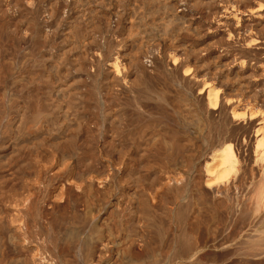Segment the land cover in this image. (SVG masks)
Instances as JSON below:
<instances>
[{
	"label": "rangeland",
	"instance_id": "374dc122",
	"mask_svg": "<svg viewBox=\"0 0 264 264\" xmlns=\"http://www.w3.org/2000/svg\"><path fill=\"white\" fill-rule=\"evenodd\" d=\"M24 1L27 2V0H20V5L23 6V9L25 8L22 13L23 22L21 25L23 28L29 23V20L32 18V13L38 20L41 18L39 23H42V20L46 19L49 24V27L43 29L42 34L46 36L45 42L47 46L42 54L44 55V59L42 60L43 66L36 68L43 69L51 78L54 77L53 79H55L57 63H60L61 59H63L66 54L68 55L67 63H72L76 56H81L85 59L87 53L91 55L93 53H96V55L98 54L100 57L94 55L96 56L95 61L98 69L95 72L96 77L94 81L91 82V79L84 74L79 79H82V81H85L87 84H95L94 87L100 86L102 83L109 84L111 87L116 86L114 89L118 93L120 99L123 97L121 99L123 101L121 102H124L123 109H125L128 116V126L126 127L127 129L124 135L129 132V137L124 136V138L127 140L126 142L129 141L127 145H130L132 156L137 155L136 146L140 144V141H149L146 142L149 148L145 158L138 161L139 163L136 159L128 160V162L130 161L131 165H135V168L145 166L143 171H141L142 174H147L150 171L154 172L158 175L159 183H163V185H160L158 182H155L158 184H154V186H156L155 189L158 186L162 187V199L160 206L159 203H157L156 208H154L155 214L149 224L150 226L151 223H154L155 227H153V225L150 227L155 231L158 230L155 236L157 242L153 243V251H155L156 257L158 258V256L165 255V257L160 258H167L166 261H168L169 258H176V260L178 259L176 261L177 264H222L223 262H226L225 264H251V262L252 264H264V198H250L240 194L238 190L228 195L227 190L229 186H227V184L220 186V184L215 182L210 183L208 179H206L205 173V163L209 161L210 155L213 153L212 151L221 148L225 144V139L228 140L230 138L236 141L233 147L236 149V153L242 161L251 160L252 162V159H254V164H260L259 160L251 154L255 140L253 132L247 134V130L243 127H236L233 130H229L226 123L229 113L239 110L244 113L252 111L253 114L264 116V0H109V2L107 0H33L34 5L32 9L29 7L27 8V3L25 4ZM56 1L60 4L61 1L64 3L62 8L57 10L54 19H49L47 16L40 17V13L36 12L41 11L42 8L49 7V5H53ZM14 13L15 11L13 9H9L6 15L12 17ZM77 28L80 30H77ZM88 28L90 30H88ZM72 29H74V32L71 31ZM51 35L52 38H50ZM93 38L95 39V44L91 45L90 43ZM74 47L77 49L69 53V50L74 49ZM39 55L41 54L39 53ZM113 57H116L115 60ZM90 58L87 57V62H90ZM111 61L113 63L115 61V63L118 64L119 73L121 72V67L123 68L122 73H118L119 77L116 73L110 71L112 70V65H114H111ZM54 67L55 69H52ZM25 72L27 73V71H24L22 73L23 76L26 75L24 74ZM90 72L94 73L91 70ZM22 75L21 77H23ZM123 75H125V77ZM120 76H122L123 79ZM125 78L127 82L124 81ZM75 80H77V78L70 76L65 82L73 83ZM55 82L56 80H53V83ZM132 84H135L133 90L137 87L135 89L136 94L133 93L135 90H132ZM148 85L151 86V89ZM207 87L214 88L218 93V105L215 110L209 108L207 105L205 93ZM125 89L129 90L124 91ZM126 96H130V98ZM131 98L133 100H131ZM100 105L101 110L99 112L101 113L103 105L102 103ZM129 108H132V111ZM142 110L145 111L142 112ZM213 112L216 114L213 115ZM218 113L224 114L218 116ZM61 116H63V114L58 117V122H61L58 124L59 126L57 125L54 128L55 130L50 129L48 131V128H44L30 135H21V137L17 135L18 130H16V127L18 123L15 122V124H12L13 134L11 133L10 138L5 140L6 143H4V146L2 148L0 147V162L2 163H0V192L3 190L12 194H21L27 191L26 188H29L28 191L30 192L35 189L37 196L36 204H39H37L38 209L45 205L44 203L48 200L47 195L52 197L56 195L60 180L53 175L52 171H48L51 169L50 165L52 166L53 164V166L56 167L59 158L54 160L56 162L50 160L48 164L41 160L39 157L40 155H38L39 159L35 158L37 156H32L33 152L29 149L25 150H28L26 153L21 152L22 155L16 151L21 144H28L27 141L30 143L35 142L37 146L39 144L37 150L40 151V148L41 150L43 149L40 145L41 142L48 140V142H54L56 138L61 137V135L68 130L66 122H69V120H66L67 116ZM103 117V114H101V121ZM164 119L167 120L164 121ZM103 123L104 122H101L99 126L101 130L98 128L97 137L94 140L95 151L98 153L100 150L101 153L112 147L110 151L113 153V151L118 149V147L120 148V146L116 140L114 143L112 142V138L110 139L108 135H105L104 130L107 124ZM58 127L60 128L58 129ZM63 128L65 131L62 130ZM44 130H47L51 136ZM42 131H44L45 134ZM130 132L135 134L133 135L134 137L130 135ZM172 135L175 136L174 142H169L172 140ZM30 137L34 139H30ZM137 139L140 141L135 142L138 141ZM175 141L178 142L175 143ZM13 143L18 144L15 145ZM170 143H175L173 144L174 147H172ZM157 144L158 146L160 145V148L156 147ZM164 144L168 147L166 148ZM161 148H164V152ZM172 149L173 151H170ZM169 151L171 154L174 153L178 158L180 157L179 160L177 161L176 159L178 158L175 156V159L173 155L168 159L167 157L170 153L167 152ZM182 151H184V154ZM11 152L15 153L12 154ZM161 152H163V154ZM164 154L166 156H164ZM163 156L164 158H162ZM32 157L38 162L34 161ZM165 157L169 161L165 159ZM20 161H25L29 164H27V167L23 166L21 170H19L16 164ZM101 161L103 162L104 159ZM3 162L4 164L6 163V166ZM158 162H161V165ZM2 165L5 166L6 169L5 167L2 168ZM34 167H38V169L36 168L35 170ZM17 171H19V173H17ZM262 171H264V168ZM32 173H34V175ZM49 173L50 175L48 177ZM37 174H40V176ZM32 178H34V181ZM36 178L39 179L37 180ZM161 179L163 180L162 182ZM167 180H170V184ZM31 181L32 183L34 182L32 185L29 183ZM24 182H26V184ZM34 184L37 188H35L36 186H34ZM213 184L219 186L213 187ZM233 185L235 184H232V186ZM258 185L264 188V183H259ZM20 186L22 188H20ZM44 187L45 189L43 190ZM17 189H19V191ZM20 189L23 190L20 191ZM133 191L130 187L124 188V192L128 193L130 196L133 195ZM39 195H41V197ZM114 195L113 199L110 201V205L105 207L106 210L103 216V222L106 228L110 221V224H112L109 225V228L107 227L106 232L112 234L115 239H121L126 236L122 228H125L127 225L126 223L129 221L130 214L128 215V213H130V211L126 210L124 212L125 214L123 213L124 216L122 215L120 220H116V214L113 212L115 211L114 205L117 195ZM169 198L172 199L173 202H171ZM0 201V206L3 207L5 199L1 198ZM178 207L181 209H178ZM177 209L181 212H178ZM15 212L13 213L14 217H16L15 214L19 216V214ZM72 213L73 214L70 216H66L68 220L56 214L52 215L51 221H53L51 224L54 230L50 232L48 240L50 242L48 243L47 241L46 244L44 243L43 245L46 247L49 246L51 248L49 249L53 252L59 248L60 243H63L62 241H67L71 246V252L66 256L64 255L65 258L61 257V261L59 258H56L53 260L52 264H57L58 262L59 264L61 262H63L61 264H64L65 261V264H86L90 259H93L95 262L98 260L96 257L92 258L93 241L88 239V243L85 236L79 237V230L85 225H88L86 223L88 221H85V219L79 215L80 212L79 214L76 212L78 215L75 211ZM8 214H12V211H8ZM33 214L35 215L34 211ZM22 215L21 213L20 216ZM185 215H190V222L195 227H200L198 230L199 232L194 230L191 237L186 236V232H184L186 229L183 220L186 218L184 217ZM107 216L109 217L107 218ZM177 216H181L179 222L177 221ZM106 220L108 225H106ZM135 220L134 223L138 228V220L136 218ZM205 227H207L206 230L208 231L205 230ZM112 228L115 231L116 237L113 234L114 231ZM116 232L118 234H116ZM107 233L105 234L108 235ZM189 238L190 241H194V243L189 242ZM195 239L198 241V248L196 249L194 248L196 243ZM204 239L207 240L205 241V247L202 245ZM166 240L169 242H166ZM184 240L186 244H183ZM72 243L74 246H72ZM190 243L191 245L193 244L191 248L189 247L191 246ZM53 245L55 246L52 247ZM215 245H217L218 248ZM222 248H225V250ZM112 258V255H108L103 258L102 262L99 261L96 264L109 262ZM198 259H202L200 260L201 262Z\"/></svg>",
	"mask_w": 264,
	"mask_h": 264
},
{
	"label": "bare ground",
	"instance_id": "6f19581e",
	"mask_svg": "<svg viewBox=\"0 0 264 264\" xmlns=\"http://www.w3.org/2000/svg\"><path fill=\"white\" fill-rule=\"evenodd\" d=\"M107 1L109 2V0H107ZM26 3H27L26 7L27 8L29 7L30 9H32V7L34 5L33 0H27V2H25V4ZM63 3L64 2L61 1V4H60L56 1L53 5H49V7L42 8L41 11H36V12L40 13V15H39L40 17L47 16V17H49V19H54L55 15L57 13V10L62 8ZM9 9H13L15 11L14 16L8 17L6 15V12ZM24 9H23V6L20 5V0H0V147L2 148L4 146V143H6L5 140L10 138L11 133L13 131V125L12 124L13 123L15 124V122L18 123L17 127L15 125L14 126L16 127V130H18L17 135L20 137H21V135L33 134L37 131L43 130L44 128H48V131L50 129L55 130L54 128L61 122L60 118H59L60 122H58V117L62 114H63V116L64 115L67 116L66 120H69V122H68L69 124L65 121L66 124L68 125V130L65 133H63V135H61V137L56 138L57 139V140L55 139L56 141L54 140V142L53 141L48 142L49 141L48 140V141L41 142L40 145L43 147L42 150L40 148L41 152L37 150L39 144L37 146L35 142L30 143L29 141L25 140L28 142V144H24V145L21 144L20 145V143H22V142L19 143L20 146L18 147L16 152L20 153V155H22L21 152L26 153L28 150L27 151H25V150L29 149L30 151L33 152L32 156H37L35 158L39 159L38 155H40L39 157L45 163H48L50 160H53V161L57 160L59 158V160L57 161L56 167H54L53 164H52V166L50 165L51 169L48 172L52 171L53 175L60 180V183L58 185L59 187H58V192L56 191V195H53V197L50 195L49 196L47 195L48 200L44 203L45 204L44 206L39 207L40 209H38V207H37L38 203L36 204L37 196L35 193V189H34V191L30 192V191H28L29 188H26L28 192L26 191V192L21 193V194H18V193L15 194L14 193L15 195L12 193H9L7 191L5 192L3 190L0 192V194H1L0 199L1 198L5 199L4 204L2 203L3 207L0 206V264H52L53 260L56 258H59V259L61 257L65 258L64 255L66 256L69 252H71V246L69 243H67V241H62L63 243H60L59 248L55 252L51 251L50 250L51 248L48 245H47L48 247H46L43 244L44 243L46 244V242L49 240L50 232L52 230H54V228L51 224V222L53 221V220L51 221L52 215L56 214L60 217H65L64 219H67L66 216L68 217L71 214H73L72 213L73 211H75V213L78 212V214L80 212L79 215H81L85 219V221L86 220L88 221V222H86L88 225L84 224L85 225V226L83 225L84 227L80 226V227H82V229L79 230V237L85 236V238L87 240L89 239V240L93 241V246H92L93 257L92 258L96 257L98 259L96 262L93 259H90L87 261L86 264H96L99 261L102 262L103 258L107 257L108 255L113 256L112 260L109 262H105L103 264H177L176 261L178 259L176 260V258L175 259L169 258L168 261H166L167 258H165V259L160 258V257H165V255H162L160 257L157 255L158 256V258H157L155 251H153V243L157 242L155 239V236H156V234H157L156 232L158 230L155 231L154 229H152L150 227L151 225H153V227H155L154 223L153 224L151 223L150 226H149V224L152 221L154 214H155L154 208H156L157 203H159V206H160V202L162 199L161 198L162 187L158 186L159 188L157 187L155 189L156 186H154V184H158L160 182L158 175L154 172H151V171L148 173L146 172L147 174H142L141 171H143V168L145 166L141 167V168H139V167L135 168V165H131L130 161L128 162V160H131V159H134V160L136 159V161L138 162V161H141L145 158V156L147 155V150L149 148L148 144L146 143L148 140L146 139L147 141L145 142L144 140L140 141L139 139H137L138 141H135V142L140 141V144H138V146L139 145H141V146H139V148H138V146H136L137 155L132 156L131 148L129 147L130 145L129 146L127 145V144H129L128 143L129 141L126 142L127 140H125V138H124V136L129 137L128 136L129 132L126 135H124L125 131L127 129L126 127L128 126V124H127L128 123V116H127V112L125 111V109H123L124 108L123 107L124 102H121V101H123V100H121L123 97H121V99H120L118 97V93L114 89L116 86L111 87L108 84L110 86L109 87L106 83H102L100 86L94 87L95 84H92V83L87 84L85 81H82V79H79L84 74L89 79H91V82L94 81V79L96 77L95 72H96V70H98L97 64L95 61V57L98 54L96 55V53L95 54L93 53L91 55L90 53H87L85 59L82 58L81 56H76V58L73 59L72 63H67L68 55L65 53L66 55L64 56L63 59H61V62L57 63L56 69H55V67L52 68V69H55L56 78L55 79H53L54 77L51 78V76L48 73H46L43 69L36 68V67L43 66L42 60L44 59V55H42V54L45 51L47 46H46V42H45L46 36H43L42 34H43V29L49 27L48 21L46 19L45 20L43 19L42 20L43 22L39 23L40 22L39 20L41 18L38 16L40 18L38 20L35 17V15L32 13V16H31L32 18L29 20V23H27V26L24 25L26 27L23 28L21 24L23 22L22 13L24 12ZM28 17H30V16H28ZM56 22H58V21H56ZM74 29H72L71 31L74 32ZM77 30H80V29L77 28ZM88 30H90V29L88 28ZM79 32H78V35H79ZM108 32H109V30H108ZM67 33H68V31H67ZM50 38H52V35L50 36ZM70 38H72V37H70ZM90 44L91 45L95 44L94 38L91 40ZM50 47H51V45H50ZM86 47H87V45H86ZM76 49L77 48L74 47V49L69 50V53H71L72 51H74ZM50 51H51V49H50ZM21 53H22V55H21ZM39 53L41 55H39ZM80 53H81V51H80ZM94 55H96V56H94ZM87 57H89V58L91 57L90 62H87ZM128 57H130V56H128ZM115 58H114V60H115ZM88 61H89V59H88ZM112 64H114V65H112ZM125 64H126V62H125ZM44 65H46V64H44ZM111 65H112V70H110V71H113L119 77V75H118V73H119L118 64L115 63V61H114V63L112 62ZM48 69H49V67H48ZM48 69H47V72H48ZM122 69L123 68L121 67L120 73H122V71H123ZM90 70L93 71L94 73L90 72ZM24 71H27V73L26 72L24 73V74H26L25 75L26 77L22 75V73ZM187 73H189V72H187ZM21 75L23 77H21ZM70 76L77 78V80H75L73 83L67 82L68 83L67 84L65 81ZM123 76L125 77V75H123ZM120 77H122V76H120ZM122 79H123V77H122ZM122 79H121V81H122ZM53 80H56V82L53 83ZM124 81L127 82L126 78L124 79ZM134 86H135V84L131 85L132 90H133ZM149 86L150 85H148V87ZM121 88L124 89L123 87H121ZM136 88H134V90ZM150 89H151V86H150ZM117 90H120V89H117ZM126 90L127 89H125L124 91H126ZM135 92H136V90L133 93H135ZM205 93H206V101H207L208 107L215 110V108L218 105V99H219L217 91L212 87H207ZM126 97L130 98V96H126ZM135 97H133V98H135ZM165 97H166V95H165ZM166 99H167V97H166ZM131 100H133V99L131 98ZM140 100H142V99H140ZM168 101H169V99H168ZM101 103H102L103 107H102V111L100 113L99 111L101 110V107H100ZM133 103H134V101H133ZM129 105H130V103H129ZM158 107H160V106H158ZM132 108H129V109H131V111H132ZM143 109H144V107H143ZM186 109H188V108H186ZM143 111H145V110H142V112ZM142 112H140V113H142ZM101 114H103V116H104L102 121L100 119ZM248 115H249V118L251 117V119L254 116L252 111ZM63 116H61V117H63ZM232 116L234 119H237V121H238V119L244 118L245 113L241 114V113H236V111H235V112H232ZM141 118H142V116H141ZM165 120H167V119H164V121ZM101 122H104L103 124H107L105 127V130H104L105 135H108L110 137V139L112 138V142H114L116 140L119 143L120 148L119 147H118V149L115 148L116 150H114L113 153L110 151V149L112 147L109 150L107 149V151L105 150V152H101V153H100L99 149H98L99 150L98 153L95 151V146H94L95 141L94 140L97 137V131H98V128H99ZM156 122H160V121H156ZM135 124H136V122H135ZM137 124H139V123H137ZM145 125H147V124H145ZM60 127H58V129ZM64 128L62 129L63 131H65ZM44 131H42V132L44 133ZM54 133H56V132H54ZM54 133H52V134H54ZM141 133H142V131H141ZM166 133H167V131H166ZM48 135L51 136V134L49 132H48ZM130 135L132 137H134L133 135H135V134H132L130 132ZM58 136H60V135H58ZM172 136H173V137H171L172 140H170L169 142H171V141L174 142L175 136L174 135H172ZM253 137L255 139L254 140V152L253 153L255 154V157L257 158V160H259V162H261L264 165V127H261V128L259 127L258 129L256 128V130L253 132ZM32 138L33 137H30V139H32ZM171 138H168V139H171ZM135 139H136V137H135ZM176 140H177V138H176ZM16 141H18V140H16ZM154 142H156V141H154ZM177 142L178 141H175V143H177ZM141 143H143V144H141ZM175 143H173V144H175ZM13 144H15V143H13ZM17 144H15V145H17ZM149 144H151V143H149ZM158 144L156 145L157 148L160 146V145L158 146ZM173 144H171L172 147H174ZM131 145H133V144H131ZM162 145H163V143H162ZM101 146H103V145H101ZM233 146L230 144H226V145H223L221 148H219V149L217 148V150L212 151L213 153L210 155L209 161L205 163L206 175L208 177H212L211 179L210 178L209 179L210 180L213 179V181L217 184L224 183L225 180H227L230 176L234 175L237 172L239 157L235 152L236 149L235 150L233 149ZM165 147H166V145H165ZM132 148H133V146H132ZM136 148H134V149H136ZM102 149H104V148H102ZM168 150H169V148H168ZM159 151H161V150H159ZM162 151L164 152V148L162 149ZM170 151H173V149ZM170 151L167 153H170ZM174 151H176V150H174ZM163 152H161V153L163 154ZM183 152L184 151H182V153ZM8 153H9V151H8ZM13 153H15V152H13ZM155 155H156V153H155ZM155 155H153V156H155ZM171 155H173V157L176 159L177 156L174 153L173 154L170 153L169 156L167 155L168 156L167 158L170 159ZM164 156H166V155L164 154ZM164 156L162 158H164ZM180 156H183V155H180ZM60 157H61V159H60ZM25 158H27V157H25ZM32 158L34 159V157H32ZM167 158L165 157V159H167ZM179 158L176 160L178 161ZM102 159H104V161H103L104 163L101 161ZM171 159H173V158H171ZM34 161H37V160L34 159ZM54 162H56V161H54ZM39 163H40V161H39ZM158 163H160V165H161V162H158ZM3 164H4V162H3ZM27 164H29V163L25 162V161H20L18 164H16V167L19 170H21V168L23 166L27 167ZM166 164H168V163H166ZM182 165H184V164H182ZM5 166L2 165V168ZM7 168H8V166H7ZM36 168L38 169V167H36ZM36 168H35V170H36ZM146 168H148V167H146ZM5 169H6V167H5ZM28 171H30V170H28ZM17 173H19V171H17ZM26 174H27V171H26ZM32 174L34 175V173H32ZM32 174H31V176H32ZM169 174H170V172H169ZM18 175H20V174H18ZM37 175L40 176V174H37ZM49 175H50V173L48 174V177H49ZM54 176H53V178H54ZM35 177H37V176H35ZM48 177H47V180H48ZM173 178H174V176H173ZM20 179H21V177H20ZM33 179L34 178H32V180ZM210 180H208V181H210ZM162 181L163 180L161 179V182ZM167 181H168V183L170 182V180H167ZM26 182H27V180H26ZM26 182H24V183L26 184ZM155 182H158V183H155ZM29 183L32 185L34 182L32 183V181H31ZM38 183H36V184H38ZM22 184H23V182H22ZM159 184L163 185V183L162 184L159 183ZM165 185H167V184H165ZM7 186H9V185H7ZM34 186H36V185L34 184ZM126 187L132 188V191L134 190L133 191L134 193L132 196H130V195H128V193L124 192V188H126ZM20 188H22V187L20 186ZM35 188H37V186ZM55 188H56V186H55ZM38 189H39V187H38ZM44 189H45V187L43 188V190ZM153 189H155V190H153ZM17 190L19 191V189H17ZM22 190L23 189H20V191H22ZM36 192H37V189H36ZM113 195L114 196L117 195L116 196L117 197L116 203L114 205L115 211L113 212L116 214V220H120V218H122V215L124 216V214H125L124 212L126 210L130 211V213H128V215L130 214L129 215L130 216L129 221H128V223L125 222L127 225L125 228H122V230H124V233L126 236H124V238H121V239H115L112 236V234L106 232L107 227L109 228L110 227L109 225L112 224V223L110 224V221H109V225H108L107 220L105 221L107 223V224L106 223L105 224L108 225V226H106V228H105V225L103 222L104 221L103 216H104L105 210H106L105 207L110 205V201L113 199ZM39 196L41 197V195H39ZM163 198H164V196H163ZM167 198H168V196H167ZM194 198H195V196H194ZM170 200H171V202H173L172 199H170ZM191 200H192V198H191ZM38 201H39V199H38ZM175 202H177V201H175ZM179 207H178V209H181ZM8 211H12V214L9 215ZM33 211L35 212L36 216L33 214ZM179 211L180 210H178V212ZM14 212L18 213L19 216H17V214H15L16 217H14V214H13ZM21 213L23 214L22 216H20ZM195 214H196V212H195ZM128 215H126V216H128ZM197 216H198V214H197ZM207 216H208V214H207ZM75 217H76V215H75ZM82 217H81V219H82ZM108 217L109 216H107V218ZM184 217H186L183 219L184 224L186 225V227L184 226L186 228L185 229L186 231L184 229L183 230H184V232H186V236L191 237L194 230L199 232L198 230L200 227L199 228L195 227L190 222V220H191L190 215H187V216L185 215ZM204 217H206V216H204ZM71 218H73V217H71ZM124 218H126V217H124ZM135 218L138 220V228H137L136 224L134 223V221H136ZM73 219H76V218H73ZM77 219H78V217H77ZM58 220H56V221H58ZM180 220H181V216H177V221L179 222ZM35 222H37V223H35ZM165 222H166V220H165ZM72 223H74V222H72ZM204 223L206 224V221ZM74 225H76V224H74ZM196 226H197V224H196ZM113 228H114V226H113ZM206 228L207 227H205V230H206ZM217 228H218V226H217ZM62 230H63V225H62ZM113 231H114V229H113ZM159 231H160V229H159ZM206 231H208V230H206ZM105 233H107L108 235H106ZM111 233H112V231H111ZM113 234L115 236V231ZM116 234H118V233L116 232ZM119 235H120V233H119ZM58 236H59V234H58ZM87 240H86V242H87ZM89 240H88V243H89ZM188 240H189V242L194 243V241H190V238ZM193 240H194V238H193ZM195 240H196V243H195L194 248L196 249V248H198V241H197V239H195ZM205 241H207V240L204 239V243L202 244L203 247H205ZM49 242L50 241H48V243ZM166 242H169V241L166 240ZM185 242L186 241L184 240L183 244ZM191 243H190V245H191ZM192 245L189 247L191 248ZM54 246L55 245H53L52 247H54ZM72 246H74V244ZM83 246H85V245H83ZM215 246L217 247V245H215ZM222 249H221V251H222ZM87 250H88V248H87ZM174 250H175V247H174ZM223 250H225V248ZM230 252H231V250H230ZM174 255H176V254H174ZM187 256H188V254H187ZM213 258H214V256H213ZM198 260L200 261L202 259H198ZM60 261H61V259H60ZM72 261H73V259H72ZM213 261H214V259H213ZM244 261H247V260H244ZM260 261H261V259H260ZM222 262H223V260H222ZM61 263H63V262H61ZM65 263H66V261H65ZM57 264H59V262ZM251 264H252V262H251Z\"/></svg>",
	"mask_w": 264,
	"mask_h": 264
},
{
	"label": "crops",
	"instance_id": "0c3cea01",
	"mask_svg": "<svg viewBox=\"0 0 264 264\" xmlns=\"http://www.w3.org/2000/svg\"><path fill=\"white\" fill-rule=\"evenodd\" d=\"M230 113L228 116V121L226 123L229 130H233L236 127H243L245 130H247V134H248L249 132L250 133L254 132L256 128L258 129L259 127L260 128L264 127V116L262 117L259 114H254V116L251 119V117L249 118V115H248L250 112H247V113L245 112L244 118L238 119L237 121V119L233 118L232 113L231 114ZM236 113L242 114L244 112L239 110V111H236ZM212 114L214 115L216 113L213 112ZM220 114H224V113H218V116ZM234 143H235V140L230 138L228 140H225L224 145L230 144L233 146ZM233 149L235 150L234 147ZM253 152H254V145H253V149L251 150V154L253 157H255V154ZM254 161L255 160L252 159V162L251 160H246L244 162L239 158L237 172L234 175L230 176L227 180H225L224 183L220 184V186H223V184H227V186H229L227 190L228 195L235 193V191L238 190L240 194H243L244 196H248L250 198H254V199L261 198V197L264 198V188L258 185L259 183L261 184L264 183V171H262L264 168V165L261 162L259 165L254 164L253 163ZM206 178L210 180L212 177H208L206 175ZM210 181H209L210 183H214L213 179ZM232 184H235V185L232 186ZM217 186L219 185L213 184V187H217Z\"/></svg>",
	"mask_w": 264,
	"mask_h": 264
}]
</instances>
